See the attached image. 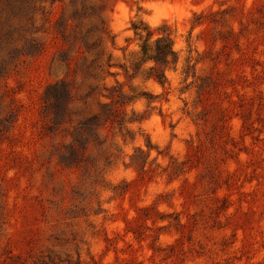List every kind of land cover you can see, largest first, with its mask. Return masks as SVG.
Instances as JSON below:
<instances>
[{
	"label": "rangeland",
	"instance_id": "rangeland-1",
	"mask_svg": "<svg viewBox=\"0 0 264 264\" xmlns=\"http://www.w3.org/2000/svg\"><path fill=\"white\" fill-rule=\"evenodd\" d=\"M0 264H264V0H0Z\"/></svg>",
	"mask_w": 264,
	"mask_h": 264
},
{
	"label": "trees",
	"instance_id": "trees-1",
	"mask_svg": "<svg viewBox=\"0 0 264 264\" xmlns=\"http://www.w3.org/2000/svg\"><path fill=\"white\" fill-rule=\"evenodd\" d=\"M171 53H173V50H172V48H171V47H169V48H168V53H167V56H168L169 54H171ZM167 56H166V57H167Z\"/></svg>",
	"mask_w": 264,
	"mask_h": 264
}]
</instances>
